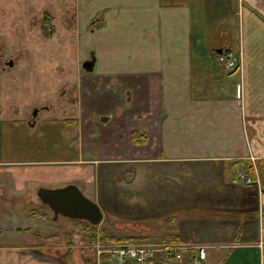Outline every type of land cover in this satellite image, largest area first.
Returning a JSON list of instances; mask_svg holds the SVG:
<instances>
[{"label":"crops","instance_id":"0c3cea01","mask_svg":"<svg viewBox=\"0 0 264 264\" xmlns=\"http://www.w3.org/2000/svg\"><path fill=\"white\" fill-rule=\"evenodd\" d=\"M202 1L215 18L210 66L193 57L199 42L191 7L201 9ZM237 1L232 50L228 21L217 41L218 12L228 15V0H0L7 19L29 21L33 7L50 20L22 45L14 44V29L0 30L19 55L0 60V264H62L41 247L77 234L64 227L63 236L60 227L46 237L45 223L32 229L12 220L16 209L24 211L17 198L34 204L31 187L75 185L91 197L97 167L137 163L182 166V183L218 167L215 206L229 216L218 215V242L206 246L203 264H264V0ZM226 53L240 56L231 72L220 61ZM133 132L144 145L133 143ZM188 194L186 185L182 197ZM22 233L29 241L36 233L37 242L8 241ZM80 236L75 241L84 242Z\"/></svg>","mask_w":264,"mask_h":264},{"label":"rangeland","instance_id":"374dc122","mask_svg":"<svg viewBox=\"0 0 264 264\" xmlns=\"http://www.w3.org/2000/svg\"><path fill=\"white\" fill-rule=\"evenodd\" d=\"M237 4V0H228V15H220L221 13L218 12V44H220L219 41L223 40V34L226 31L222 28V24L228 21L232 28L227 40L231 42L232 50L235 49V43L238 38V35H235L237 33L236 17L233 15L237 12ZM198 7L201 9H197L196 3L191 7L194 41L199 42L193 57L210 66L214 65L213 63L216 61V56L210 52L209 46L213 40L212 34L216 32L214 26L215 18L212 19L213 15L205 2L203 3L202 1ZM221 7H218V11H220ZM32 8L30 13L31 20L26 21L22 16L18 15L7 19L6 7L0 6V30L14 29L15 45L24 44L28 39L25 35L30 31L38 30L41 25H46V22L49 23L50 21L44 22V20H40ZM50 15V12L46 13L45 19H49ZM197 15L201 16L200 20ZM12 22L13 25L11 24ZM68 23L69 21L63 22L66 26ZM44 27L42 26V28ZM213 36L216 35L213 34ZM213 44L215 45V41H213ZM10 45L12 46L11 41L9 42L6 36H0V60H2V63L6 64L9 61L16 62L19 60V55L13 53ZM182 169V166H168L167 164L156 163L97 167L95 185H93L96 192L95 195L87 197L85 192H82L86 198L99 206L103 214V221L97 226L96 230H101L105 236L109 237L142 238L143 240H138L136 244L147 246L159 243L161 238L169 234L170 225L168 220L173 217V227L177 230L176 236L178 239L181 238V241L199 244L198 246L202 245L205 250L208 248L206 246L217 244L218 215L222 217V220H226L229 216L218 214V206H215V202L218 203V194H216L218 193V167H211L209 169L211 170L210 175L209 171H206L205 176L184 177V184L178 178V175L182 174L180 171ZM4 179L5 176L0 175V187H2ZM186 185L189 187V196L185 195L182 197V191L186 190ZM36 191V187H31L28 190L29 194L31 192L30 200L34 202L30 207L26 205L28 200L23 198L16 199V205H24V211L19 213V210L16 209L12 220L15 222L19 220L27 221L32 229L37 226L40 227L39 223H45V225H48V229L45 232L47 234L46 237H52L50 235L53 234L58 236L60 233L65 236L68 231L64 227H72L73 230H76L74 233L77 234H73L74 236L70 234L67 244L62 246L59 244L55 245L52 237L51 241H46L47 245L41 247L42 252L51 256L54 260L56 259L57 263L102 264L101 259L98 262L93 258V246H89L81 238L77 241L74 239L76 235L81 237L80 234H84L83 230L86 224L80 221V223L78 221L74 222L63 217H58L54 220L49 209L43 207L40 202H36L37 200L34 199L35 196L33 197V195H35ZM206 191L214 194V196H210V198L203 197ZM4 202H6L5 198L0 197V212L2 210L6 211V207L3 206ZM8 204H11V202L9 201ZM52 221L59 225H53ZM35 235H31L30 241L28 240V234L25 233L19 235V238L15 241L10 239L8 241L14 245L22 241L26 243L29 241L32 244L37 242L36 238L34 239ZM58 242L65 243L63 239ZM204 243L208 245H204ZM82 250L83 254H81ZM239 253L241 252L236 254L237 257Z\"/></svg>","mask_w":264,"mask_h":264},{"label":"built area","instance_id":"2783aa9c","mask_svg":"<svg viewBox=\"0 0 264 264\" xmlns=\"http://www.w3.org/2000/svg\"><path fill=\"white\" fill-rule=\"evenodd\" d=\"M238 57V59H237ZM240 56L226 53L221 59V64L227 72L235 70ZM245 184L254 181L240 177ZM93 252L97 259L104 258L107 264H203L206 260L205 248L182 243H162L147 246L132 244H106L93 245ZM190 259V254H192Z\"/></svg>","mask_w":264,"mask_h":264},{"label":"water","instance_id":"95a60500","mask_svg":"<svg viewBox=\"0 0 264 264\" xmlns=\"http://www.w3.org/2000/svg\"><path fill=\"white\" fill-rule=\"evenodd\" d=\"M222 55V51L218 52ZM10 66L12 63L9 64ZM91 62L84 63L85 70H91ZM37 111L33 112V118ZM39 202L51 211L54 220L63 217L70 220L85 222L93 227L103 221V214L97 204L86 198L78 187L67 185L56 189L39 188L36 191Z\"/></svg>","mask_w":264,"mask_h":264},{"label":"trees","instance_id":"16d2710c","mask_svg":"<svg viewBox=\"0 0 264 264\" xmlns=\"http://www.w3.org/2000/svg\"><path fill=\"white\" fill-rule=\"evenodd\" d=\"M143 138L141 140L139 133H136V132L132 133V141L135 144L144 145L145 140ZM72 221L77 222L76 220H72ZM168 221H169V225H170V228L168 229L169 234H167L163 238H161L160 242H162V243H165V242H167V243H179V239L176 236L177 230L173 227V225H174L173 217L169 218ZM85 224H86V226H84V230L83 229L82 230L84 232L85 241L88 242L90 245H95L96 243H100L102 245H106V244H132V243L138 242V240H143L142 238H138V237L116 238V237L105 236L101 230H96L97 226L93 227L87 223H85ZM192 255H193V253L190 254V259L192 258ZM102 260H105V259H102ZM157 264H161V263L157 262Z\"/></svg>","mask_w":264,"mask_h":264},{"label":"flooded vegetation","instance_id":"af4514ba","mask_svg":"<svg viewBox=\"0 0 264 264\" xmlns=\"http://www.w3.org/2000/svg\"><path fill=\"white\" fill-rule=\"evenodd\" d=\"M47 189V188H46ZM56 189V188H55ZM38 190V189H37ZM35 197H36V192H35ZM37 198V197H36ZM39 201V200H38ZM41 204V203H40Z\"/></svg>","mask_w":264,"mask_h":264}]
</instances>
